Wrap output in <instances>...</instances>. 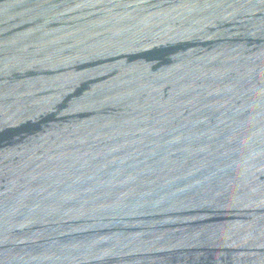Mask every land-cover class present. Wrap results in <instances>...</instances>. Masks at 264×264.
Masks as SVG:
<instances>
[{"label":"water","instance_id":"1","mask_svg":"<svg viewBox=\"0 0 264 264\" xmlns=\"http://www.w3.org/2000/svg\"><path fill=\"white\" fill-rule=\"evenodd\" d=\"M0 264H264V0H0Z\"/></svg>","mask_w":264,"mask_h":264}]
</instances>
